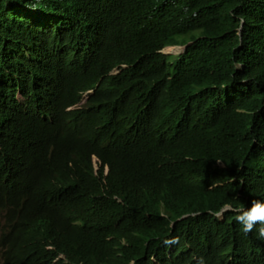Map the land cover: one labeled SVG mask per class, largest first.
<instances>
[{"label": "trees", "instance_id": "1", "mask_svg": "<svg viewBox=\"0 0 264 264\" xmlns=\"http://www.w3.org/2000/svg\"><path fill=\"white\" fill-rule=\"evenodd\" d=\"M251 198L264 0H0L3 264H264Z\"/></svg>", "mask_w": 264, "mask_h": 264}, {"label": "clouds", "instance_id": "2", "mask_svg": "<svg viewBox=\"0 0 264 264\" xmlns=\"http://www.w3.org/2000/svg\"><path fill=\"white\" fill-rule=\"evenodd\" d=\"M174 48L175 47L165 48L164 53L177 54L186 47L183 46L180 52H176ZM116 70L117 68H112L109 73H114ZM226 208L227 206H224L216 213V215L219 217V215H221ZM234 213H237L236 219L240 223L239 227L241 228V231L245 234L251 233L264 246V198H251L249 200H245L239 208L234 210ZM5 236H0V264H3L1 242L5 239ZM200 264H203L202 260Z\"/></svg>", "mask_w": 264, "mask_h": 264}, {"label": "rangeland", "instance_id": "3", "mask_svg": "<svg viewBox=\"0 0 264 264\" xmlns=\"http://www.w3.org/2000/svg\"><path fill=\"white\" fill-rule=\"evenodd\" d=\"M174 49L176 50V52H180L182 50V47H175Z\"/></svg>", "mask_w": 264, "mask_h": 264}]
</instances>
